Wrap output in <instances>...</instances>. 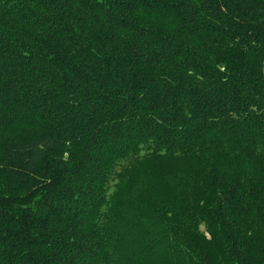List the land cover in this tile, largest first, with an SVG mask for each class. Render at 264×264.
<instances>
[{
	"label": "trees",
	"instance_id": "1",
	"mask_svg": "<svg viewBox=\"0 0 264 264\" xmlns=\"http://www.w3.org/2000/svg\"><path fill=\"white\" fill-rule=\"evenodd\" d=\"M0 264H264V0H0Z\"/></svg>",
	"mask_w": 264,
	"mask_h": 264
}]
</instances>
